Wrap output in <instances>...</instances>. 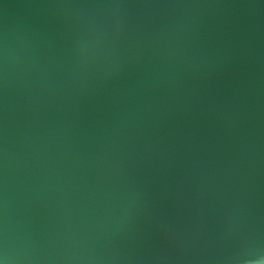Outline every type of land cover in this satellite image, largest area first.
I'll use <instances>...</instances> for the list:
<instances>
[{"label":"water","instance_id":"obj_1","mask_svg":"<svg viewBox=\"0 0 264 264\" xmlns=\"http://www.w3.org/2000/svg\"><path fill=\"white\" fill-rule=\"evenodd\" d=\"M0 264H264V0H0Z\"/></svg>","mask_w":264,"mask_h":264}]
</instances>
